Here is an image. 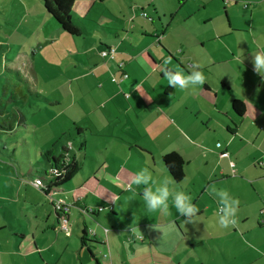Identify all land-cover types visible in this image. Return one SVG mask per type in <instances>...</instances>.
Here are the masks:
<instances>
[{"label":"rangeland","instance_id":"rangeland-1","mask_svg":"<svg viewBox=\"0 0 264 264\" xmlns=\"http://www.w3.org/2000/svg\"><path fill=\"white\" fill-rule=\"evenodd\" d=\"M79 1L75 0V5ZM85 1L92 5L89 12H77L75 6L72 15L76 20H78L77 17H82L83 26L86 25L89 33L83 31L84 34L81 36H73L63 30L54 18L47 15L43 0H0V123L3 121L4 113L6 116L11 115L14 123L13 130H4L0 127V264H112L108 248L94 242L99 225L92 223L94 218L89 211L82 212L72 206L69 211L70 231L58 228L53 202L58 200L59 196L73 194L76 190L66 188L57 192L46 191L33 183L35 176L29 173L30 168L41 171V168L47 166V161L42 155L44 151H52L57 156L65 153L64 147H67L69 140L72 142L69 148L70 154L80 153L87 175L88 184L80 190L81 194L89 193L90 199L91 197L96 199L95 190H97L101 198L107 194L114 197L112 190L117 189L111 184H118L121 190L123 188L127 191L124 195H120L115 203L114 211L117 215L112 213L111 204L114 200L104 199L102 202L94 199L87 200V202L107 205L105 218L97 219L105 224L102 232H106L105 228L108 226L113 228L116 225L120 229L122 241H124L123 264H181L183 257L187 259L184 264H246L244 258L246 253L250 251L256 253L257 250L249 244L251 235L245 234L242 237L243 231L238 230L241 240H235L232 235L226 237L224 229L213 231L208 222L217 220L215 215L217 207L212 216H209L206 209L205 215L198 217L195 221L200 225L205 224L206 227L194 224L189 233V238L195 241V250L199 254V259L197 252L191 248L184 249L180 246L167 253L166 250L148 243L150 238L159 240L166 235L167 228L160 222L163 215L168 216L172 209L168 203V214L160 211L148 213L142 198L143 191L136 190L132 185L130 186L134 191H129L128 183L124 184L121 180L131 181L141 169H148V166H141L139 161L142 155L129 144V142L135 144L138 142L131 141L132 138L124 130L130 131L133 126L131 120H134L135 124L139 120V126L145 129L152 120L155 109H160L163 104H157L156 107L152 104V117H150L149 100L141 99L138 100L139 108L135 107L136 110L116 111L110 114L109 120L101 116L100 110L95 108L97 104L105 100L100 99L102 88L100 86L103 85L105 78L111 83L119 80L117 70L106 74L100 71L99 77L91 71V69H97L98 64L103 65L106 62L100 53L103 47L100 43L101 39L112 42V33L118 32L117 27L122 28L124 25V23L120 26L117 24L119 22L117 15L125 20L128 28L131 26V21L134 27L135 25L138 27V30L132 29L138 37H141L143 33L158 35L159 38L154 39V45L157 47L156 51H162L163 49L156 43L159 40L165 48L167 47L164 43H167L170 46H179L178 50H180L182 48L180 38L188 32H191L190 35L195 39L197 37L195 32L203 36V30L209 26L203 27L204 21L199 18H205L207 12L199 11V14L193 17L192 21H195V25L183 22V16L179 14L174 24V32H171L168 30V22L172 21L171 14L172 12L177 14L185 0ZM186 1H190L189 4L206 6L208 11L214 16L218 15L221 21L226 19L227 2L223 3L222 0ZM228 7L231 13L232 5ZM245 9L241 12H245ZM184 11L186 12V8ZM159 16L162 17L163 23L159 21ZM200 20L201 23L198 24L197 21ZM102 26L109 33L110 38H105L101 33ZM173 35L178 39H174ZM228 39L231 38L228 37ZM118 41H120L119 38L113 40L114 46ZM152 48L155 51V47L152 46ZM96 62L99 63L96 64ZM72 78L75 80L74 83L70 80ZM152 81L159 84L157 76L155 79L152 77ZM160 82H162L160 85L167 84L165 80ZM115 85L118 83L115 82ZM141 92L144 98L152 97L149 93L145 96L143 88ZM74 96L78 102L88 103L90 109H96L94 115L98 117L100 123L95 124L91 119L87 120L82 116L77 118L76 109L81 111L84 107L72 104ZM12 97H16L15 100H11ZM56 100H62L64 104L62 106L51 104ZM159 103H162V100ZM19 107L30 121L28 127L19 125L18 118L14 117V114L18 112L16 108ZM69 109L70 111H67ZM60 112L61 117H59ZM76 119L84 130H87V127H93L94 133H89L87 130V134L80 135L75 126ZM174 132V129L162 130L163 135L160 139L165 145L170 144L171 140H176V137H172ZM141 134L140 138H143L148 131ZM217 134L220 138L224 137V133L220 130ZM213 136L214 133H210L211 142H213ZM147 139L149 140L148 136L142 139L141 143L145 144ZM153 139L152 134V141ZM84 141L88 144L86 151L82 152L79 147ZM26 142L29 143L26 144ZM122 144L126 145L130 154L135 155L130 158V161L134 163L133 165L140 166L137 170L131 167L121 168L123 161L118 146ZM158 144L159 140L155 141L152 148L155 155L161 158ZM213 146L216 147L217 142H214ZM191 157L194 158V155ZM160 158L159 161L162 159ZM194 162L197 165L196 159ZM159 163L164 166L162 162ZM166 175L168 178L172 177L168 171ZM84 177L83 172H80L71 185L83 181ZM160 179L164 180L163 177ZM97 180H101L100 183ZM143 188L144 186L141 185L139 189L143 190ZM205 198H208L210 203L213 202L208 194ZM153 221L160 224L156 226V230L150 228L154 225ZM52 224L56 225L55 230L52 229ZM85 224L89 228L88 241L85 240L83 245L81 236L86 228ZM186 226L187 224L184 225L185 229ZM234 228L232 227V230ZM219 236L222 238H218ZM186 243H188L187 239ZM87 245L93 248L95 257L91 256ZM227 252H229L228 258L224 256ZM213 258L218 260L213 263Z\"/></svg>","mask_w":264,"mask_h":264},{"label":"crops","instance_id":"crops-1","mask_svg":"<svg viewBox=\"0 0 264 264\" xmlns=\"http://www.w3.org/2000/svg\"><path fill=\"white\" fill-rule=\"evenodd\" d=\"M201 1L203 2V0ZM188 2L190 1H184L177 14L172 12V21L168 22V30L174 32V24L179 14L183 16V22L188 25H195V21L192 20L195 15L199 14V11L207 12L205 18L200 17L199 19L204 21L203 27H209L203 30V36L195 32L197 34L196 39L190 35L191 32L181 37L180 43H182V48L180 50H178L179 46H170L164 43L167 47L165 48L162 44L160 46L156 42L158 44L156 45L164 50L156 51L157 47L154 45V39H158V35L153 36L149 35L150 33H143L141 37H138L137 33L135 34L132 31L134 28L138 30V27L136 25L134 27L131 21V26L128 28L125 20L119 18L117 15L119 20L117 24L120 26L124 23V25L122 28H118L115 25L118 32L112 33V42L106 41L103 38L100 42L103 45L100 53L110 47H114L116 53L114 57H104L101 54L106 62L103 65L98 64V68L95 70L91 69V71L95 76L99 77L98 73L100 71L106 74L107 72L117 70L116 72L119 73L117 79L119 80L111 83L110 80L105 78L104 82H102L103 85L100 86L102 87L100 99L105 100L97 104L95 108L100 110L101 116L109 120L110 114L116 111L130 112L136 110L135 107L139 108L137 104L138 100H149V108L151 106L150 117L153 116V118L147 124V127L141 129L139 120L136 124L134 120H131L133 124L132 128L130 131L127 129L124 131L132 138L131 141L138 142V144L131 142L129 144L142 155V159L139 161L141 166H148V170L152 173V183L150 186L155 187L162 183L161 177L169 179L170 192L182 191L189 195L191 202L199 209L198 217L205 215L206 209L209 212V216H212L216 211V207L218 208L217 200L207 190L210 185H215L217 189L227 190L233 198L240 201V204L236 217L237 225L234 230H232V227L224 229L226 237L232 235L235 240H241V237L237 233L238 230L243 231L242 237L245 234H250L251 239L249 240V244L257 250L256 253L247 252L246 257L244 256L245 262L246 264H264V168L258 165V161L264 154V81L253 71L252 64V54L264 51V0H222L223 3L227 2L225 21H221L218 15H212L206 6L189 4ZM184 5L186 7L183 8ZM228 5H232V14L228 9ZM75 6L77 12H89L92 5L85 0H80ZM185 8L186 12L184 11ZM244 8H246L245 12H241ZM77 18L82 19V17ZM201 20L197 21L198 24L201 23ZM159 21L163 23L161 16H159ZM102 28L101 33L105 38H110L105 27L102 26ZM84 29L86 33H89L86 25H84ZM172 37L178 39L174 35ZM228 37L231 39H228ZM118 38L120 41L114 46L113 40ZM140 46L141 49H139ZM152 46L155 47V51ZM166 60L169 61L167 67L182 70L185 75L190 73L193 65H199V70L206 77V83L187 90L177 88L174 90L173 95L166 96L168 83L160 85L162 84L160 81H166L163 78L162 72ZM125 73L128 74V78H124L123 75ZM156 76L159 80L158 85L152 81V77L155 79ZM70 80L72 83L75 81L74 78ZM115 82L118 85H115ZM142 88L145 91V96L149 93L152 97L144 98L141 92ZM127 95L130 96L128 97ZM236 99L243 100L246 104V112L242 117H238L232 109V104ZM161 100L162 103H159ZM51 104L62 106L64 101L56 100L55 102H51ZM72 104L84 107L85 109L81 111H77L76 109L77 118L82 116L87 120L91 119L95 124L96 122L100 123L98 117L94 115V110L96 109H90V104L78 102L75 96ZM152 104L154 107L157 104H163L160 106V109H155L154 115H152ZM70 109L67 111H70ZM142 111H144L143 108ZM61 114L60 112L59 117H61ZM75 126L80 135L87 134V130L89 133H94L93 127H87V130H84L83 126L77 122V119ZM170 129L175 130V134L172 137H176V140H171L170 144L165 145L160 139L163 135L162 130L169 131ZM219 130L224 133L223 138H220L217 134ZM146 131H148V134L140 138V134ZM210 133H214L213 142L209 139ZM152 134L154 135L153 141ZM146 136H148L149 140H145V144H142L141 141ZM158 140L159 152L162 159L155 155L152 148L154 142ZM214 142H217L216 147L213 146ZM83 143H85V149H87L88 142L84 141ZM118 148L121 151L120 155L123 161L121 168L131 167L137 170L140 166L138 164L133 165L134 163L130 161V158L135 157V155L132 153L131 155L124 144L118 146ZM224 151H228L230 156H222V152ZM172 152L179 153L186 161V177L182 182H176L172 177L168 178L166 175L168 169L164 162V156ZM192 155H194V158L191 157ZM159 158L161 161H159ZM195 159L197 165L194 162ZM96 161L100 162L99 159H96ZM231 161L236 163L235 172L231 166ZM159 162L164 164L165 169ZM113 164L118 165L117 162ZM81 172L85 175L84 180L67 187L69 189L73 188L76 191L67 196L61 195L58 199H63L71 204V208L74 206L82 212L83 210L89 211L94 218L92 219V223L99 225V230L95 232L94 242L108 248L112 264H123L122 249L124 248V241H122L121 231L116 225L113 228L109 226L105 228L106 232L101 231L104 229L105 224L97 218H105L104 213L107 211V205L92 201L87 202L90 199L89 193L81 194L80 192L88 184L84 164ZM158 175H161V177H158ZM121 180L124 181V184L128 183L127 185L134 186L136 190L143 191L139 189L140 186L137 187L131 184L130 180ZM100 181L97 180L98 183ZM111 185L117 189L116 191L111 189L112 194H115L114 197L107 194L101 198L102 196H99L98 191L95 190L97 198L91 197V199L101 202L104 199L106 201L114 200L111 204L113 208L112 213L117 215L114 211L115 203L118 197L122 194L124 195L127 191L123 188L121 190L118 184ZM206 194L210 196L213 202L210 203L209 199L205 198ZM168 203L172 209L171 213L168 216L163 215V219L160 218V223L167 228V233L159 240L156 238L152 240L150 238L148 243L166 250L167 253L174 251L180 246L184 249L191 248L195 250V241L189 238L191 228L194 224L205 227L206 225L185 223L184 220L186 218L176 212L171 196ZM91 209H93V212H91ZM61 219L62 217L60 218L57 215L59 229L61 227ZM69 220H71V214L69 215ZM154 221L155 226H160L157 221ZM216 221L208 222L213 231L220 229ZM85 222L88 224L87 220ZM185 224H187L186 229L184 227ZM52 225V229L55 230L57 228L56 225ZM88 229L86 225L84 230L88 232ZM58 237H60L59 234ZM82 237L83 234L81 236V244H83ZM218 238H222V236ZM186 239L188 243H186ZM87 247L91 256L95 257L93 248L89 245ZM228 254L229 252L225 253L224 256L228 258ZM197 256L199 259L198 252ZM216 260L218 259L213 258V263ZM186 261V257L181 258V264H184ZM223 262L225 263L224 259ZM208 263L210 262L208 261Z\"/></svg>","mask_w":264,"mask_h":264},{"label":"trees","instance_id":"trees-1","mask_svg":"<svg viewBox=\"0 0 264 264\" xmlns=\"http://www.w3.org/2000/svg\"><path fill=\"white\" fill-rule=\"evenodd\" d=\"M44 8L47 14L56 20V22L65 30L67 33L73 36H81L85 31L82 19L77 18L76 20L72 13L75 8V0H43ZM79 21V22H78ZM82 23V25L80 24ZM159 37V36H158ZM158 44L161 46L160 40ZM173 88L168 86L165 95L171 96L174 93ZM16 98V97H15ZM11 98V100H15ZM18 109L17 113L14 114V117L18 118L19 125L23 127H28L30 121L26 114L21 110V107ZM233 111L237 114L238 117H242L246 112V104L243 100L236 99L232 104ZM3 121L0 123L1 129L4 130H13L14 123L12 122L11 115L6 116L5 113L2 114ZM13 123V124H12ZM231 130V129H230ZM29 142H26L28 144ZM85 143H82L79 147L80 151H85ZM65 153H61L59 156L55 155L52 151L43 152L42 155L47 161V166L41 168L42 170H37L30 168L29 173L31 176H35L32 180H39L40 186L43 187L46 191L57 192L67 187H70L72 182H74L75 177L83 169V157L79 154H70V149L64 147ZM164 162L166 168L170 172L172 178L176 182H182L186 177V161L185 159L177 152H172L164 156ZM74 184V183H73ZM72 186V185H71ZM55 211L57 215L61 218L62 211L56 209L55 201L53 202ZM88 232L84 230L82 242L85 244L87 239Z\"/></svg>","mask_w":264,"mask_h":264},{"label":"clouds","instance_id":"clouds-1","mask_svg":"<svg viewBox=\"0 0 264 264\" xmlns=\"http://www.w3.org/2000/svg\"><path fill=\"white\" fill-rule=\"evenodd\" d=\"M253 71L261 77L264 81V51L252 54ZM169 61L164 62L163 78L166 79L168 86L173 89L187 90L202 86L206 83V77L202 71L199 70V65H193L189 74L185 75L182 70H177L167 67ZM138 87V86H137ZM259 91V89H257ZM72 142L67 141L66 146L71 148ZM152 183V174L147 169H141L135 174L131 180V184L137 187L143 185L142 198L145 203V208L148 213L157 211L163 214H168L169 205L168 200L171 196L173 206L182 217H185V223H195L198 218L199 209L191 202V197L182 191L170 192V180L165 178L162 183L154 188L150 186ZM208 192L212 195L218 203V208L215 213L217 217V225L220 229H229L237 225V213L239 210L240 201L233 198L225 189H217L215 185L208 187ZM129 191H134L129 185ZM151 229L156 230L155 225L150 226ZM131 231H136L131 229Z\"/></svg>","mask_w":264,"mask_h":264},{"label":"built area","instance_id":"built-area-1","mask_svg":"<svg viewBox=\"0 0 264 264\" xmlns=\"http://www.w3.org/2000/svg\"><path fill=\"white\" fill-rule=\"evenodd\" d=\"M115 53H116V49L114 47H110L108 50L102 51L101 54L104 57H107V56L114 57ZM123 76H124V78H128V74H126V73ZM222 156L229 157L230 153L228 151H224V152H222ZM258 165L260 167L264 168V154H263L262 158L258 161ZM231 166L233 168V171L235 172L236 171L235 170L236 163L234 161H231ZM33 183L37 187H39L41 182L39 180H35ZM55 204L57 207L56 209L62 211V214H63L62 219H61V227L60 228L69 232L70 231V228H69V211L71 208V204H69L68 202H66L63 199L56 200ZM91 212H93V209H91Z\"/></svg>","mask_w":264,"mask_h":264}]
</instances>
